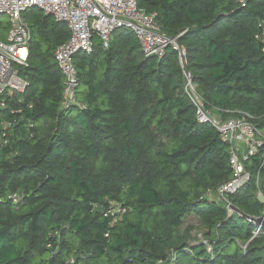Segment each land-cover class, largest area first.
<instances>
[{
    "label": "trees",
    "instance_id": "trees-1",
    "mask_svg": "<svg viewBox=\"0 0 264 264\" xmlns=\"http://www.w3.org/2000/svg\"><path fill=\"white\" fill-rule=\"evenodd\" d=\"M137 2L186 47L212 112L249 113L264 131V0ZM22 15L28 86L0 97V264H66L74 253L83 264H263L264 231L253 237L245 214L263 215L264 146L246 161L250 181L228 194L229 213L215 192L234 175L230 144L197 119L177 52L145 56L127 28L108 48L96 37L75 56L84 107L66 106L54 52L67 23L37 7ZM112 203L126 208L113 226ZM193 213L212 253L182 233Z\"/></svg>",
    "mask_w": 264,
    "mask_h": 264
},
{
    "label": "built area",
    "instance_id": "built-area-1",
    "mask_svg": "<svg viewBox=\"0 0 264 264\" xmlns=\"http://www.w3.org/2000/svg\"><path fill=\"white\" fill-rule=\"evenodd\" d=\"M32 7H37L45 14L54 16L56 20L67 23L70 31L69 39L60 44L54 52L65 77L66 106L84 107L76 96L79 79L75 56L81 51L92 53L96 37L104 48H108L112 33L116 29L127 28L138 38L145 56L162 57L168 47L177 52L184 76L185 92L196 107L197 119L213 125L230 144V162L234 175L217 189L215 195L225 202L229 213H234L236 210L228 194L236 192L250 181L251 174L246 168V161L263 148L264 131L250 120L252 116L249 113L243 111H238L237 115L224 120L214 116V112L199 93L194 74L188 67L186 47L179 42L178 36L172 37L164 32L155 14L141 8L137 0H0V15L5 14L10 18L7 39L0 38V97L6 92L23 93L28 86V81L20 74L19 68L27 65L31 40V29L22 13ZM262 38L264 40V30ZM211 195L212 192H209L208 196ZM20 196L19 193H12L8 198L17 202ZM125 213L126 208L112 203L105 216L111 218L113 226ZM261 217L264 218V211ZM255 224L253 237L264 231L261 223L255 221ZM203 243H206L208 252L212 253V245L208 240ZM170 258L175 260L176 254L173 252ZM66 264L83 263L74 253L68 257Z\"/></svg>",
    "mask_w": 264,
    "mask_h": 264
},
{
    "label": "rangeland",
    "instance_id": "rangeland-1",
    "mask_svg": "<svg viewBox=\"0 0 264 264\" xmlns=\"http://www.w3.org/2000/svg\"><path fill=\"white\" fill-rule=\"evenodd\" d=\"M9 21L10 18L8 15H0V38L6 40L9 31ZM216 118H220V115L214 113ZM203 226L198 217L193 213L191 216L186 218V222L182 227V233L185 235H191L192 238L189 239L191 243L197 242H205L208 239L206 238L205 234L203 233ZM209 241V240H208ZM238 243L242 246L243 243L238 241Z\"/></svg>",
    "mask_w": 264,
    "mask_h": 264
},
{
    "label": "water",
    "instance_id": "water-1",
    "mask_svg": "<svg viewBox=\"0 0 264 264\" xmlns=\"http://www.w3.org/2000/svg\"><path fill=\"white\" fill-rule=\"evenodd\" d=\"M245 217L248 218V219L251 218V220H254V221L258 222V223H261L262 229L264 230V218L263 217L255 218V217H250L249 215H246V214H245ZM262 248H263V264H264V244H263Z\"/></svg>",
    "mask_w": 264,
    "mask_h": 264
},
{
    "label": "crops",
    "instance_id": "crops-1",
    "mask_svg": "<svg viewBox=\"0 0 264 264\" xmlns=\"http://www.w3.org/2000/svg\"><path fill=\"white\" fill-rule=\"evenodd\" d=\"M6 39H7V37H6Z\"/></svg>",
    "mask_w": 264,
    "mask_h": 264
}]
</instances>
